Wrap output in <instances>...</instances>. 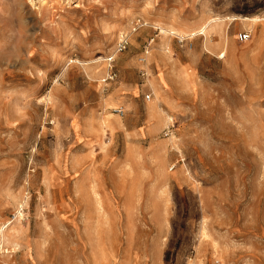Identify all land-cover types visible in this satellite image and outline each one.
Returning a JSON list of instances; mask_svg holds the SVG:
<instances>
[{
    "label": "rangeland",
    "instance_id": "rangeland-1",
    "mask_svg": "<svg viewBox=\"0 0 264 264\" xmlns=\"http://www.w3.org/2000/svg\"><path fill=\"white\" fill-rule=\"evenodd\" d=\"M0 264H264V0H0Z\"/></svg>",
    "mask_w": 264,
    "mask_h": 264
},
{
    "label": "built area",
    "instance_id": "built-area-1",
    "mask_svg": "<svg viewBox=\"0 0 264 264\" xmlns=\"http://www.w3.org/2000/svg\"><path fill=\"white\" fill-rule=\"evenodd\" d=\"M249 34H241L240 35V40L241 41H247L248 39H249ZM127 45H128V38L127 37H125V38H123L122 40H121V42L119 43V46H118V52H120V51H122V50H124L126 47H127ZM113 59L114 58H110L109 59V61L111 62V61H113ZM149 100L151 99V97L149 96V97H147ZM117 115H119V116H121V117H123V116H125V112H124V110H123V108H119V109H116L115 111H114ZM166 135H168V132L166 133Z\"/></svg>",
    "mask_w": 264,
    "mask_h": 264
},
{
    "label": "bare ground",
    "instance_id": "bare-ground-1",
    "mask_svg": "<svg viewBox=\"0 0 264 264\" xmlns=\"http://www.w3.org/2000/svg\"><path fill=\"white\" fill-rule=\"evenodd\" d=\"M154 108H155L156 114L161 116V119L163 118L165 120L164 116H166L167 113L162 110L161 106L158 105V106H155Z\"/></svg>",
    "mask_w": 264,
    "mask_h": 264
},
{
    "label": "crops",
    "instance_id": "crops-1",
    "mask_svg": "<svg viewBox=\"0 0 264 264\" xmlns=\"http://www.w3.org/2000/svg\"><path fill=\"white\" fill-rule=\"evenodd\" d=\"M147 121H148V122H150V121H152V119H151V118H149V116H148V118H147ZM158 122L160 123V125H159V126H162V124H161L160 120H158Z\"/></svg>",
    "mask_w": 264,
    "mask_h": 264
}]
</instances>
